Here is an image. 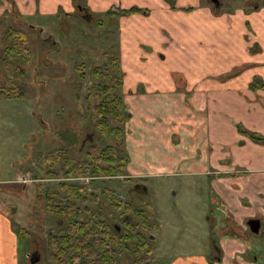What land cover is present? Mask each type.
Here are the masks:
<instances>
[{"label": "crops", "instance_id": "crops-1", "mask_svg": "<svg viewBox=\"0 0 264 264\" xmlns=\"http://www.w3.org/2000/svg\"><path fill=\"white\" fill-rule=\"evenodd\" d=\"M87 1L97 11L118 2L151 10L147 17L136 13L120 18L121 61L128 77L123 99L130 111L127 171L144 179L181 174L208 182L199 188L210 200L201 209L207 215L201 248L166 264H264V237L246 233V222L256 218L264 231V142L252 138L264 139V86L251 85L254 77L264 81V9L247 17L258 18L251 22L257 32L252 39L262 48L251 54L240 35L246 32L242 21L236 22L245 18L239 11L227 19L199 8L171 10L163 0ZM13 2L21 16L54 15L60 6L73 10L71 0ZM187 4L195 2L182 0L180 6L177 0L179 7ZM11 8L12 3L2 0L0 15ZM217 27L218 35L209 38ZM205 34L213 49L196 45ZM157 51L170 60L161 66V77L150 71L166 60ZM240 66L244 68L237 74L223 79ZM142 71L150 75L141 77ZM17 239L11 219L0 213V264H17Z\"/></svg>", "mask_w": 264, "mask_h": 264}, {"label": "rangeland", "instance_id": "rangeland-1", "mask_svg": "<svg viewBox=\"0 0 264 264\" xmlns=\"http://www.w3.org/2000/svg\"><path fill=\"white\" fill-rule=\"evenodd\" d=\"M247 1L228 0L227 6L235 9L244 6ZM178 4L181 6L182 0H178ZM94 12L95 15L86 19L78 13L67 18H63L62 13L61 18L55 14L37 13L19 17L18 21L25 23L30 43L29 60L20 63L26 75L22 77L10 68L6 71L0 69V85L24 84L25 90L24 96L0 98V213L11 219L15 230L25 227L26 235L25 238L17 239V264H30L29 258L33 251L42 256L36 264H54L46 246L48 232L57 233L64 224L59 216L54 217L51 212L53 204L55 206L58 203V197L64 195L59 183L78 182L85 185L87 206L94 209L99 205L103 220L117 226L119 231L121 218L134 216L133 209L127 210L124 205L128 203L132 208H139L142 202V207L147 210L148 222L156 225L150 234L156 247L150 264H166L168 260L183 254H196L201 248L198 244L205 235L203 222H207V215L202 216L201 209L206 208L210 200L199 192V188L202 183L208 182L199 183L200 178H184L181 174L149 179L134 177L126 169L129 157L125 145L128 159L124 176L95 179V183L89 185L90 178L65 174L70 165L86 159V151L97 155L105 143L114 142L112 137L98 140L96 147L90 149L85 138L91 136L92 143L96 141L95 138H101L96 135L91 118L93 104L98 101L94 88L99 81L88 71L90 67L104 61L103 51L112 53L118 50L115 46L118 43L115 27H110L107 20L98 26L97 23L104 16L100 11ZM14 17L13 14L9 17L0 16V24L14 23ZM30 26H38L40 30ZM105 29L111 33L107 32V40L100 37H104ZM217 29H211L209 38L214 37L212 34L218 35ZM237 30L239 27H236ZM44 38L56 41V44L43 41ZM207 42L211 43L205 34V38L196 42V45L204 49L212 48ZM157 53L160 57L166 56V60L162 58V63L150 71L155 72L154 77H161L165 70L161 66L168 65L170 60L167 53ZM83 61L86 70L85 78L81 80L75 70V62ZM141 73V77L150 75L144 71ZM128 113L130 116V111ZM82 139H85L83 146ZM56 149L68 153L70 161L67 168L63 160L53 164L46 158L50 151ZM23 179L27 183L22 182ZM49 192H53L54 199ZM118 199H121V205L116 208L113 203ZM5 244H8L6 239ZM25 250L29 254L28 258L25 257ZM120 257L122 263L128 261L125 253Z\"/></svg>", "mask_w": 264, "mask_h": 264}, {"label": "trees", "instance_id": "trees-1", "mask_svg": "<svg viewBox=\"0 0 264 264\" xmlns=\"http://www.w3.org/2000/svg\"><path fill=\"white\" fill-rule=\"evenodd\" d=\"M1 2L2 0H0ZM167 2L172 9L175 8L174 0H167ZM190 9L185 8V10ZM138 10L133 7L128 11ZM11 12H15V10L13 9ZM9 13L5 12L2 16L9 17ZM12 24H0V26H4L3 29H0V69L2 68L4 71L8 68L14 69L18 75L23 77L26 73L17 64V61L24 63L29 60L30 43L26 30ZM243 68L244 66H240L231 73H226L223 79L237 74ZM85 70L84 63L77 65L78 75L81 79L85 78ZM88 73L99 81L94 88L95 99L98 101L93 104L92 125L100 135L112 137L114 142L105 144L97 155L89 150L86 151V159L70 165L69 168L67 167L70 158L63 149L50 151L46 158L53 164L63 160L64 167L67 168L66 175L72 173L77 176L100 177L102 179L121 177L125 175V164L128 159L124 148V134L125 122L129 113L126 111L122 98L121 85L124 74L120 61L114 54L106 55L105 63L92 66ZM251 85L263 87L264 81L254 77ZM23 86L24 84L14 86L1 84L0 98L24 96ZM89 94L90 91L88 96ZM253 137L264 142V139L257 137L256 134H253ZM91 147L95 148L96 146L91 145ZM90 184H93V180L90 181ZM60 188L64 190V195L58 197V203L53 205L54 207L52 206V210L64 218L66 223L57 233L48 232L46 246V250L55 264H150L152 253L155 250L150 234L156 225L148 222L147 210L142 207L144 205L142 202L139 204V208H132L128 203L124 205L127 210L133 209L134 216L122 217L121 229L118 231L117 228L103 220L99 205L94 209L87 206L88 196L85 185L71 182L60 183ZM120 205L121 199L113 203L116 208H119ZM23 229L15 230L19 239L24 235ZM123 253L128 258L125 263H122L120 257Z\"/></svg>", "mask_w": 264, "mask_h": 264}, {"label": "flooded vegetation", "instance_id": "flooded-vegetation-1", "mask_svg": "<svg viewBox=\"0 0 264 264\" xmlns=\"http://www.w3.org/2000/svg\"><path fill=\"white\" fill-rule=\"evenodd\" d=\"M71 1H72L73 10L70 11V12H65L63 10V8L60 6L58 8L57 12L55 13V15L58 16V18H61V16H62L61 13L63 14V18L64 17L67 18V17L72 16L73 14L78 13L81 18H85L86 19V17H88V16L91 17V16L95 15V12L94 11H97V10L91 9V7L88 5V1L87 0H84V1L77 0L78 2H76V0H71ZM85 1H87V3H84ZM163 1L169 6V9H171V10H181L182 12L185 13V12H191V11H194V10H198V8L199 9H205L209 13V15L213 16L214 18H220V17H223L224 16L225 18L229 19L231 15L238 14V11L239 12H242L243 16L245 17L244 18L245 20L242 18L241 20L236 21L237 23L239 21H242V22H240V26H243L245 28V31H246V32H244V33L242 32L240 34L241 35V38L244 40V42H246V43L249 44L248 45V51L251 54H256V53H260L261 52L262 48H261L260 43H258L257 40H253L252 39V38H254V35H256L257 32L255 30L253 31L251 22L257 21L258 18L256 16H251V19L250 18L247 19V17H248L249 14L254 15V14L259 13L260 10L264 9V0H251V1L248 0L247 2H245L244 6L242 5V6H239V7H235V9H232L231 7H228L227 6L228 0H205L204 3H203V0H194L195 5L193 7L191 5L189 6L188 4L185 5V7H179V6H177V0H174L175 8H173V9L170 7L169 2H167V0H163ZM8 2L9 3H12L11 11L13 9L15 10V12H11L10 11V14H8V16H11V14H13V15L16 16V17H14V20L15 21H14V23L12 25L15 26V27H17V28H22V29H25L26 30L24 21H23V23L18 21L19 17L24 18V16H21L17 12L13 0H10ZM185 2H187V1H185ZM133 7L134 8L136 7L139 10L138 11H135V12H129L128 10L130 8H133ZM185 8H191V9L190 10H185ZM98 11H100L103 14L104 18L103 19H100L99 22L97 23V25L99 26L100 23L103 24L107 20V24H109L110 27L113 25L115 27V30H116L115 36L118 39V43L116 42L115 46L117 47L118 50L115 51V52H112V53L109 52V51H107V50L103 51L102 55L104 57V61L101 64L105 63V61H106V55L111 56L112 54H114V55H116L118 57V60L120 61L121 70H122V72L124 74L123 79H122V85H121L122 86L121 92H122V98H123V90H124V86L123 85H124L125 80H126L125 79L126 74H125V72L123 70V65H122V61H121V51H122V49H121V38H122V36H121L120 18L129 17L131 15H135L136 13L137 14H141V15L147 17L150 14V11L151 10L149 8L147 9V8L141 7V6L137 5V4L130 5V6H125V5H123V4H121V3L118 2V3H112V4H110V6L104 8L103 10H98ZM2 15H0V16H2ZM3 27H1L0 29H2ZM30 27L33 28V29H36L37 28L38 30H40V27H38V26H36V27L30 26ZM106 29H105V31H106ZM112 31L113 30H111V32ZM107 32L109 33V30L106 31L104 37H102V36H100V37L103 38V39H105V40H107V36L109 34H111V33H109L107 35ZM112 33H114V32H112ZM163 34H165V36H167V37H170V35L166 31H164V30H163ZM42 40L43 41H46L48 39L47 38H44ZM55 42L56 41H53V40H50L49 41L50 44H53V43L56 44ZM141 47L143 49L147 50V51L149 50V48L146 47V46H144V45H142ZM20 63L21 62L17 61V64L20 65ZM80 63H84V61L83 62H80ZM80 63L75 62V70H76L77 73H78V71H77V65L80 64ZM94 66H96V65H94ZM80 79H81V77H80ZM81 80H83V79H81ZM142 86L143 85L139 84L138 91L139 90H142ZM124 103H125V101H124ZM125 106L127 107L126 103H125ZM96 131H97V129H96ZM96 135H99L101 138L100 139H99V137L95 138L96 141L94 143H92V141L90 142V140L92 138L91 136L85 137V138H87L86 141L90 144L89 145V148L90 149L93 148V147H91V145H95V146L97 145L96 143H97L98 140L102 141L105 138L110 139V137H104V136L100 135V133L98 131L96 132ZM125 135H126V128H125V134H124V136ZM84 140L83 139L81 140V143H82L81 146L84 145L83 144ZM124 141H125V137H124ZM85 156H86V152H85ZM85 177H87V176H85ZM87 178H90V177H87ZM108 178H112V177H108ZM95 179H102V178H100V177L90 178L89 179V185H93V184H90V181L93 180V183H95L94 182ZM72 181H74V180H72ZM22 182H26V181L23 179ZM71 183H78V182H71ZM59 187H60V183H59ZM49 193L51 194V197L54 199L53 192H49ZM51 212L54 214V217L59 216L60 217V220H62V222L64 221V224L61 226V227H63L65 225V223H66V220L64 218H62L59 214H55V212L52 210V208H51ZM50 219H53V217L52 218H49V220ZM248 221L246 222L247 230L249 231V232H246L248 234V236L254 237V238L257 237V236H259V237H262L263 238L264 237V231H261V221H260V227L258 229L259 231L257 233H254V232H252V230H250V227L248 225ZM113 227L117 228L118 231H119V228L117 226H113ZM22 228H25V227H22ZM23 231H24V235H23L22 238H25L26 237L25 230L23 229ZM49 232H51V231H49ZM154 247H155V244H154ZM155 249H156V247H155ZM25 252H26V250H25ZM33 252L34 253L32 254V257H31V254H30V258H29L30 259V264H36V263L40 262V260L42 259V256H41V254L39 252H37V251H33ZM28 255H29L28 252H26L25 253V257L28 258ZM54 264H55V262H54Z\"/></svg>", "mask_w": 264, "mask_h": 264}, {"label": "water", "instance_id": "water-1", "mask_svg": "<svg viewBox=\"0 0 264 264\" xmlns=\"http://www.w3.org/2000/svg\"><path fill=\"white\" fill-rule=\"evenodd\" d=\"M248 225L250 227V230H252V232L257 233L260 227V219L256 218V219H251L248 221Z\"/></svg>", "mask_w": 264, "mask_h": 264}]
</instances>
